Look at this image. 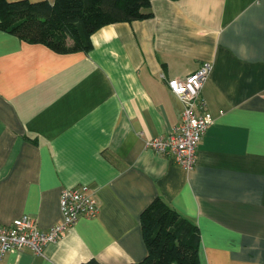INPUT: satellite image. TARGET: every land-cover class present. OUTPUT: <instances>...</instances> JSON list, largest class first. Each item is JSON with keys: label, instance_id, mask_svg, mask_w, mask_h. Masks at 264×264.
<instances>
[{"label": "crops", "instance_id": "obj_1", "mask_svg": "<svg viewBox=\"0 0 264 264\" xmlns=\"http://www.w3.org/2000/svg\"><path fill=\"white\" fill-rule=\"evenodd\" d=\"M149 5L148 18L94 31L87 52L0 31V224L30 214L48 229L62 188L87 186L98 204L41 254L10 250L0 264L140 261L155 198L198 226L200 264H264V0ZM203 62L196 109L213 121L186 170L146 140L180 118L165 79Z\"/></svg>", "mask_w": 264, "mask_h": 264}, {"label": "trees", "instance_id": "obj_2", "mask_svg": "<svg viewBox=\"0 0 264 264\" xmlns=\"http://www.w3.org/2000/svg\"><path fill=\"white\" fill-rule=\"evenodd\" d=\"M149 6V0H0V31L58 53L87 52L94 31L148 18ZM139 220L146 254L128 264H200V232L191 220L160 198L152 200Z\"/></svg>", "mask_w": 264, "mask_h": 264}, {"label": "built area", "instance_id": "obj_3", "mask_svg": "<svg viewBox=\"0 0 264 264\" xmlns=\"http://www.w3.org/2000/svg\"><path fill=\"white\" fill-rule=\"evenodd\" d=\"M211 70L210 62H203L193 72L182 78L165 79L168 90L182 103L180 118L166 135L147 138L146 145L158 154H170L175 163L186 170L194 167L197 146L213 118L196 104ZM163 78V75H161ZM61 219L46 230L38 227L30 214H22L8 224H0V259L10 250L30 249L41 254L44 246L55 242L78 218L95 217L98 204L87 186L62 188L59 195Z\"/></svg>", "mask_w": 264, "mask_h": 264}]
</instances>
